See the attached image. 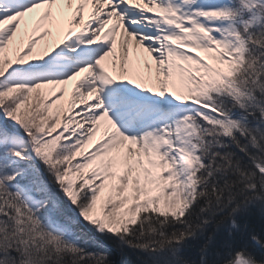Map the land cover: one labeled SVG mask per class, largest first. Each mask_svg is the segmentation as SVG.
Segmentation results:
<instances>
[{"label": "snow or ice", "instance_id": "snow-or-ice-1", "mask_svg": "<svg viewBox=\"0 0 264 264\" xmlns=\"http://www.w3.org/2000/svg\"><path fill=\"white\" fill-rule=\"evenodd\" d=\"M264 264V0H0V264Z\"/></svg>", "mask_w": 264, "mask_h": 264}, {"label": "trees", "instance_id": "trees-1", "mask_svg": "<svg viewBox=\"0 0 264 264\" xmlns=\"http://www.w3.org/2000/svg\"><path fill=\"white\" fill-rule=\"evenodd\" d=\"M112 259L116 262V264H120L123 257L119 253H114Z\"/></svg>", "mask_w": 264, "mask_h": 264}]
</instances>
